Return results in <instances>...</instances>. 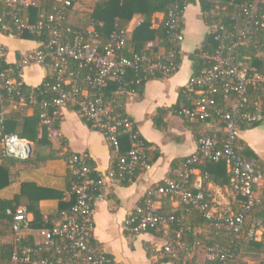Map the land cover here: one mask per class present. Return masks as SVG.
<instances>
[{
  "label": "built area",
  "instance_id": "built-area-1",
  "mask_svg": "<svg viewBox=\"0 0 264 264\" xmlns=\"http://www.w3.org/2000/svg\"><path fill=\"white\" fill-rule=\"evenodd\" d=\"M57 1L61 6L55 8V12H42L39 19L32 22L21 15L23 9L36 5L32 0H0L2 33L20 38L21 34L29 32L43 38L38 48L13 63L8 62L6 47L0 44V160L19 157V154L28 155V141L16 133L6 132L7 104L29 108L40 104L43 123L53 137L58 136L54 118L62 115L63 108L73 104L85 120L105 134L117 163L108 172L92 176L94 169L88 162V155L72 153L68 158V172L69 193L74 197V203L62 212L61 220L50 227L34 228L26 204L9 208L7 213L12 216L15 243L11 263L121 264L91 243L95 229L94 203L121 178L133 179L139 168H150L151 162L148 143L140 134L137 123L115 113L106 101L105 90L112 80L122 81L128 69L146 77L167 78L175 74L182 56L183 18L177 7L164 13L162 22L166 37L161 41L166 40L168 44L164 53H143L129 58L123 53L129 37L128 28L115 29L105 41L94 24L86 31H73L71 27L64 29L61 24L64 11L72 1ZM261 3L264 0L242 4L239 14L233 17L235 25L232 30L222 23L209 26V33L217 45L213 50L199 52L202 66L181 88L175 111L188 121L206 123L222 134L214 131L215 134L202 135L197 151L182 162L179 178L159 184L151 192L175 198L185 206L197 209L241 241L261 240L264 235V220L255 214L263 200L264 168L248 161L238 151L242 126L264 121V73L250 62L248 56H239L240 49L256 39L260 26L264 32ZM68 32L74 34L72 39L67 37ZM154 44L149 42L147 46L151 49ZM72 62L79 64L77 70H70ZM33 64L50 71L39 92L35 88L26 92L22 90L25 84L23 69ZM84 68L87 69L86 74L82 73ZM141 79L138 78L136 83H141ZM130 84L124 82L117 93L127 92L125 86ZM48 91L52 94L39 103L38 95ZM119 128L129 134L131 142V148L124 154L120 150ZM207 159L226 162L231 174L230 187L235 197L240 199L238 210L218 209V192L203 186L202 173L200 181L194 179L197 165ZM43 221L50 223L49 216L44 215ZM173 224L177 226L173 239L160 248L155 244L153 250L163 258L179 259L183 255L186 263L191 251L187 238L194 228L184 217L162 211L148 202L133 209L123 228L138 234ZM27 237L33 239L34 246L21 245ZM196 245H201L200 241ZM239 258L232 250L209 245L205 248L204 264H243Z\"/></svg>",
  "mask_w": 264,
  "mask_h": 264
},
{
  "label": "crops",
  "instance_id": "crops-1",
  "mask_svg": "<svg viewBox=\"0 0 264 264\" xmlns=\"http://www.w3.org/2000/svg\"><path fill=\"white\" fill-rule=\"evenodd\" d=\"M32 1L40 7L45 0ZM94 1L96 0H77L71 21L78 22L77 17L84 14L85 10L91 9ZM90 2L91 5H89ZM202 14L198 0L188 3L184 9L183 37L181 36L182 61L175 74L167 78L150 79L137 90L121 93L126 98V113L137 123L140 134L148 142L151 162L150 168H139L133 179L121 178L102 199L94 203L95 229L91 243L121 264H175L172 260L166 261L159 254L156 255L153 250L155 244L160 248L173 239L176 230L172 225L157 229V233L145 231L132 234L124 230L125 219L137 205L151 202L162 211L174 212L192 223L194 210L188 211L185 205L175 198L151 192L157 185L177 179L181 173L183 159L197 151L199 138L217 131L216 128L206 123L188 121L175 111L180 98V90L194 73V64L190 54L201 46L204 37L209 32V27L203 20ZM163 16V12L156 13L152 26L158 27ZM141 21V16L136 14L128 24L129 38L132 37L134 29ZM0 44L6 47L7 59L10 63L17 61L21 56L40 45L39 41L9 37L1 31ZM164 51L161 48L159 53L162 54ZM47 74V68L37 64L23 69L24 81L31 86L41 84ZM11 109L12 106L7 104V113ZM161 109H164V112L161 113ZM28 114H33L32 108L28 110ZM155 117L160 118V126L155 123ZM56 138L62 139L64 143L54 149L49 146H38L27 140L33 148L31 158H39V154L45 156L44 161H41L37 167L29 161H23L25 159L13 162L0 160V165L6 162L12 176V182L0 189V200L13 199L21 193L24 182H34L38 186L61 192L63 202L70 203L72 195L69 193L68 158L72 153L87 154L97 174H104L112 168L113 153L107 137L101 130L88 124L77 109L63 108ZM240 141L246 143L264 159V122L256 128L242 130ZM124 147H128L127 142L124 143ZM195 171L194 179L200 181L202 179L201 168L198 167ZM208 187L215 189L219 194L218 209H239L240 199L235 197L229 184L218 186L209 182ZM62 200L49 198L39 202L42 215L49 216L51 225L62 218V213L59 214ZM30 218L33 223L35 218L31 211ZM2 231H6L4 225L0 226V233ZM197 231L203 230L197 226ZM13 241L12 233L0 234V245ZM244 260L246 264L254 263L249 259Z\"/></svg>",
  "mask_w": 264,
  "mask_h": 264
},
{
  "label": "trees",
  "instance_id": "trees-1",
  "mask_svg": "<svg viewBox=\"0 0 264 264\" xmlns=\"http://www.w3.org/2000/svg\"><path fill=\"white\" fill-rule=\"evenodd\" d=\"M72 4L68 6L64 11V17L62 20V27H71L73 31H86L91 24L95 25V29L101 35L103 41L107 40L111 33L119 28L120 30L126 29L128 24L131 22L133 17L136 14H139L142 18L141 23L134 29L132 37L127 39V45L123 50V53L132 58L136 54L148 53L159 54L161 48L167 49L168 44L165 40L162 42V39H165L166 32L163 26V22L160 23L158 27H153V21L155 14L158 12L167 13L170 9L177 7L181 12L183 18L184 9L188 3L196 2V0H96L91 9L85 10L84 14L77 17L78 22H72L71 16L74 12V4L77 0H71ZM202 8V17L203 20L207 23L208 27L215 23L225 24L229 30H232L235 25V20H233L234 15L239 14L240 6L244 3L252 4L255 0H198ZM260 5L264 8V3ZM61 4L57 0H45L44 3L39 6H30L26 11L22 10L21 15L27 16L33 22L39 19L40 13L42 12H55V8L60 7ZM29 13V14H28ZM184 23L182 19L181 30L183 31ZM1 29V28H0ZM68 38L72 39L74 36L73 33H67ZM20 38L30 39L39 41L43 40L42 37L32 35L29 32H24L21 34ZM154 42L153 48H148V43ZM217 45V42L214 40V37L211 33H207L204 37V40L201 44V48H197L193 53L190 54V58L193 60L194 64V73L198 72L202 66L203 60L200 57L202 50L210 49L213 50ZM239 56H248L250 62L255 65L262 73H264V32L260 26L257 30L256 39L248 46H245L240 49ZM182 58V57H181ZM181 58L179 59V66L181 64ZM72 69H78L79 64L77 62H72ZM48 72L50 71L47 68ZM87 69H82V73L86 74ZM138 78L141 79V83H136ZM153 78L158 77H146L141 73L128 69L126 75L122 81L112 80L105 90V98L107 103H110L113 107L115 113L120 114L124 118H133L126 113L125 111V102L126 98L124 94L117 93L120 85H123L124 82H130L131 84L125 86L126 91H134L138 88L144 86V84ZM48 80V78L46 79ZM43 84L37 86L28 85L26 82L22 87V90L29 92L32 88H35L37 92L43 88ZM40 88V89H39ZM52 94L51 91H48L44 94L38 95V101L43 98H47L48 95ZM254 95V93H252ZM255 96V95H254ZM67 107L77 109L78 108L69 104ZM178 105L176 106V108ZM29 107H12L10 112L6 114V132L7 133H16L21 138L34 142L38 146H49L53 149L63 145L64 141L59 138L53 137L49 133L48 127L43 123L41 114L42 108L40 104L33 106V114H28ZM164 112V109H161V113ZM49 113H52V110H49ZM80 113V112H79ZM82 116V115H81ZM83 117V116H82ZM83 119H85L83 117ZM62 120V115L55 117L53 121L54 128L59 129L60 123ZM88 124L90 122L85 120ZM264 122V121H262ZM262 122H257L252 125H243L242 130L253 129L262 124ZM155 123L160 126V118L155 117ZM92 126V125H91ZM119 139L121 145V153H126L131 148V142L129 134L123 133V129L119 128ZM218 134H222L218 132ZM210 134H215L210 133ZM127 142L128 147H124V143ZM148 143V142H147ZM240 146L238 151L250 162H255L258 166L264 168V160L261 158L250 146L246 143L240 141ZM112 148V147H111ZM113 153V148H112ZM149 154V150H148ZM187 158V157H186ZM184 158L183 161L186 159ZM45 156L39 154V158H26L23 161H29L35 167L39 166L41 161H44ZM13 162L22 161L19 157L15 158H3L2 161ZM3 162L0 165V189L12 182V176L9 166ZM89 164H92L91 160L88 159ZM113 166L116 165L117 160L113 155ZM201 168V173L204 177L203 186L208 187V183L212 182L218 186L230 185L231 183V174L228 170L227 164L225 161H214V160H205L203 163L197 165ZM137 173V172H136ZM96 175V171L92 176ZM179 178V177H178ZM262 204L256 208L255 214L264 220V190L262 191ZM241 197V196H240ZM49 198H60L63 199V194L52 188H46L38 186L34 182H24L22 186L21 193L17 194L13 199L10 200H0V226L4 225L6 231H2L0 234L4 235L7 233L13 234L12 229V216L7 213L9 208H15L18 204L24 203L28 206L29 211L34 214V222L32 226L34 228L41 227H50V223H44L43 215L39 208V202L43 199ZM74 203V197L72 196L70 203H65L63 200L60 202L59 214L64 210L69 208ZM188 211L194 210L192 216V223L186 221L188 224H191L194 228V232L188 235L187 238L189 247L191 248L190 252L194 250L204 249L209 245H220L227 250H232L239 257L244 251L255 252L258 251L260 254H264V235L261 240H249L241 241L238 240L232 232H229L224 226L213 223L208 220L203 213L199 212L197 209L192 207L185 206ZM58 214V215H59ZM179 215V214H177ZM181 216V215H180ZM197 226L201 227L203 231L198 232ZM172 227L176 230L177 226L175 224ZM151 232L157 233V229L149 230ZM200 241L199 246L196 245V242ZM30 245L34 246L35 243L31 237L24 238L21 242V245ZM15 248V243L6 242L0 245V264H12L11 256ZM193 250V251H192ZM241 260V257L239 258ZM166 261H173L175 264H204L197 262L194 258L191 261L186 263L183 261V255L179 259L164 258ZM243 264L246 262L242 261ZM259 264H264V257L261 259Z\"/></svg>",
  "mask_w": 264,
  "mask_h": 264
},
{
  "label": "rangeland",
  "instance_id": "rangeland-1",
  "mask_svg": "<svg viewBox=\"0 0 264 264\" xmlns=\"http://www.w3.org/2000/svg\"><path fill=\"white\" fill-rule=\"evenodd\" d=\"M89 5H91V2L89 3ZM263 257H264V254H260L258 253V251H255V252L244 251L241 253L242 261L246 262L244 259H249L254 262L253 264H258ZM193 258L197 262L203 263L205 259V250L200 248L196 251L194 250V252H190L188 255V261H191Z\"/></svg>",
  "mask_w": 264,
  "mask_h": 264
},
{
  "label": "water",
  "instance_id": "water-1",
  "mask_svg": "<svg viewBox=\"0 0 264 264\" xmlns=\"http://www.w3.org/2000/svg\"><path fill=\"white\" fill-rule=\"evenodd\" d=\"M182 37H183V36H182ZM32 150H33V149H32V146H31V144L28 142V144H27V152H28V155L25 156V155H23V154H19V158H21V159L29 158V157L32 155V154H30Z\"/></svg>",
  "mask_w": 264,
  "mask_h": 264
}]
</instances>
